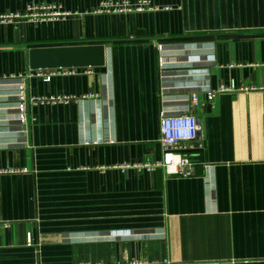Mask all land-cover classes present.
Masks as SVG:
<instances>
[{"label": "crops", "instance_id": "0c3cea01", "mask_svg": "<svg viewBox=\"0 0 264 264\" xmlns=\"http://www.w3.org/2000/svg\"><path fill=\"white\" fill-rule=\"evenodd\" d=\"M120 1L0 0L70 13L0 22V264H264V0L98 11ZM74 43L105 44V64L28 76L30 44ZM232 80L257 90L208 101ZM56 96L73 99L28 102ZM181 114L196 176L135 167L162 160L161 116Z\"/></svg>", "mask_w": 264, "mask_h": 264}, {"label": "built area", "instance_id": "2783aa9c", "mask_svg": "<svg viewBox=\"0 0 264 264\" xmlns=\"http://www.w3.org/2000/svg\"><path fill=\"white\" fill-rule=\"evenodd\" d=\"M149 2L143 1L136 5H131L128 0H121L115 3H106L99 8V12H115L126 13L133 11H145L156 10ZM70 15L69 12L62 10L60 6L52 4L41 5H29L21 12L8 13L4 16H0V22L15 23L19 21H51V20H63ZM42 71H30L28 76H41L45 81H50L52 76L60 74H68L70 71L67 69H58L51 71L48 75L41 73ZM22 77V75L18 76ZM257 90V87H246L243 85L237 86L235 81H231L229 86L221 85L217 89H211L207 91L208 101L211 102L217 94L226 92H248ZM192 102L197 103V94H192ZM73 97L71 96H56L50 98H34L30 97L28 102L30 104H45V103H67ZM27 103L20 104L19 112L21 113L22 122H26ZM25 115V116H24ZM199 137V124L196 117L189 114H181L175 116L162 115L160 119V143L162 146L163 156L162 160L158 163H146L138 164L135 167L144 168L147 170L163 171L165 178L178 177V178H193L196 176V163L197 161L191 155V153L184 152L187 149H194L193 142L198 140ZM202 148V145L200 146ZM196 150V149H195ZM201 151V149H200ZM204 167L208 165L204 163ZM130 165L122 166V169L128 168ZM29 245H31V239L29 238Z\"/></svg>", "mask_w": 264, "mask_h": 264}, {"label": "water", "instance_id": "95a60500", "mask_svg": "<svg viewBox=\"0 0 264 264\" xmlns=\"http://www.w3.org/2000/svg\"><path fill=\"white\" fill-rule=\"evenodd\" d=\"M29 67L31 70L71 69L98 67L105 64V44H81L56 46L29 45ZM195 149L184 152L192 153Z\"/></svg>", "mask_w": 264, "mask_h": 264}]
</instances>
